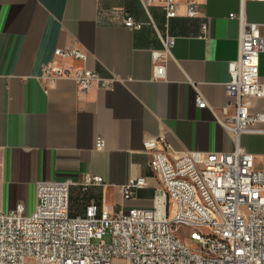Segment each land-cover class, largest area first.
Segmentation results:
<instances>
[{"label":"crops","instance_id":"0c3cea01","mask_svg":"<svg viewBox=\"0 0 264 264\" xmlns=\"http://www.w3.org/2000/svg\"><path fill=\"white\" fill-rule=\"evenodd\" d=\"M187 1L168 20L163 5L146 9L141 0H0V213L19 204L32 213L38 184L65 180L73 182L72 216L85 215L92 201L115 213L150 208L158 180L147 139L164 135L176 153L235 150L220 119L226 108L234 112L226 84L239 57L241 24L231 14L240 0H195L194 18ZM127 13L143 27L128 28ZM246 13L264 23V2L247 1ZM151 20L176 40L166 79L154 78L153 51L164 44ZM58 48L85 51L86 62L72 63L117 78L115 89L82 93L75 81L60 80L46 92L39 76ZM260 70L264 79V53ZM199 94L207 107H199ZM251 108L264 112V99H252ZM239 142L262 167L264 132L243 133ZM89 174L103 176L104 185L83 189ZM133 177L149 186L125 200L120 187Z\"/></svg>","mask_w":264,"mask_h":264},{"label":"built area","instance_id":"2783aa9c","mask_svg":"<svg viewBox=\"0 0 264 264\" xmlns=\"http://www.w3.org/2000/svg\"><path fill=\"white\" fill-rule=\"evenodd\" d=\"M146 9L163 5L168 20L177 17L179 0H141ZM232 13L241 24L240 51L230 64L226 84L234 112L220 119L232 132V152L176 153L164 135L147 139L151 168L158 180L150 208L117 213L92 201L83 216H72V181H42L32 213L24 204L0 213V264H264V159L256 166L253 154L240 145L243 133L264 132V112H253L252 99H264L260 60L264 53V23L250 22L246 3ZM264 2V0H250ZM187 15L198 16V4L188 0ZM164 47L153 51L154 78L166 79V64L175 37L163 35ZM125 25L141 29L143 23L127 13ZM207 24L203 25L206 32ZM88 55L79 48H58L42 68L39 79L48 92L60 80L75 81L82 93L93 86L114 90L117 78L102 77L88 67ZM199 107H207L197 96ZM105 140L99 137L97 148ZM100 175H87L83 189L104 185ZM149 186L146 177H133L120 187L125 200ZM106 238H109L107 241Z\"/></svg>","mask_w":264,"mask_h":264},{"label":"rangeland","instance_id":"374dc122","mask_svg":"<svg viewBox=\"0 0 264 264\" xmlns=\"http://www.w3.org/2000/svg\"><path fill=\"white\" fill-rule=\"evenodd\" d=\"M107 239V241L109 240V238H106Z\"/></svg>","mask_w":264,"mask_h":264}]
</instances>
